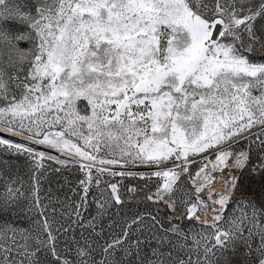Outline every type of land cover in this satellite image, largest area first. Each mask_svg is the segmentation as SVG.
<instances>
[{
	"label": "snow or ice",
	"instance_id": "1",
	"mask_svg": "<svg viewBox=\"0 0 264 264\" xmlns=\"http://www.w3.org/2000/svg\"><path fill=\"white\" fill-rule=\"evenodd\" d=\"M0 155V264H264V0H0Z\"/></svg>",
	"mask_w": 264,
	"mask_h": 264
},
{
	"label": "trees",
	"instance_id": "2",
	"mask_svg": "<svg viewBox=\"0 0 264 264\" xmlns=\"http://www.w3.org/2000/svg\"><path fill=\"white\" fill-rule=\"evenodd\" d=\"M0 159H11V157L0 155ZM15 163L19 165L20 161H15ZM57 186H58V183L57 185H55L54 180H53V187H57ZM45 187H47V185H45Z\"/></svg>",
	"mask_w": 264,
	"mask_h": 264
},
{
	"label": "rangeland",
	"instance_id": "3",
	"mask_svg": "<svg viewBox=\"0 0 264 264\" xmlns=\"http://www.w3.org/2000/svg\"><path fill=\"white\" fill-rule=\"evenodd\" d=\"M53 180H54L55 185H57L58 182L55 177L53 178Z\"/></svg>",
	"mask_w": 264,
	"mask_h": 264
}]
</instances>
